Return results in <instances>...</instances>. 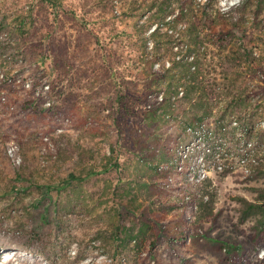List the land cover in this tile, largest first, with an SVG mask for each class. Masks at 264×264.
Returning a JSON list of instances; mask_svg holds the SVG:
<instances>
[{
  "label": "rangeland",
  "instance_id": "374dc122",
  "mask_svg": "<svg viewBox=\"0 0 264 264\" xmlns=\"http://www.w3.org/2000/svg\"><path fill=\"white\" fill-rule=\"evenodd\" d=\"M191 4L173 30L174 0H0V74L34 88L46 81L51 101L46 107L33 90L0 79V264H219L215 240L249 233L254 220L238 223L236 198L257 202L253 188L264 189L241 162L264 152V132H256L264 104H238L186 131L180 118L152 122L163 93L147 61L191 24L210 81L227 88L225 79L238 76L239 88L248 84V72L225 61L216 31L240 20L229 48L245 33L243 45L264 66V0ZM205 6L225 21L212 30L197 22ZM245 111L257 133L248 141L228 121ZM226 160L235 166L223 174L217 165ZM210 208L220 212L216 223ZM158 229L165 236L155 241ZM243 255L255 264L264 242L236 257Z\"/></svg>",
  "mask_w": 264,
  "mask_h": 264
},
{
  "label": "trees",
  "instance_id": "16d2710c",
  "mask_svg": "<svg viewBox=\"0 0 264 264\" xmlns=\"http://www.w3.org/2000/svg\"><path fill=\"white\" fill-rule=\"evenodd\" d=\"M165 1V0H164ZM170 1V0H168ZM192 0H174L178 2L180 10L174 13L176 10H171L170 14L173 15L170 26L173 30L176 29L179 22H183L185 18L192 12V9H187L186 5H190ZM192 5V4H191ZM197 19V22H207L208 29L212 30L217 20L225 21L222 14L212 15L207 6L201 9V16ZM257 19L252 21L256 23ZM240 20L232 22L230 20V27L232 29L239 30ZM183 24H185L183 22ZM251 24V23H250ZM198 25V24H197ZM252 25V24H251ZM225 28L216 31L223 49L228 48V53L224 56L225 61L232 63L231 67L241 68L244 70L243 74L248 72L249 79L248 84L242 83L243 86L240 88L237 85L238 76L234 78H226L228 87L219 88L214 83H217L215 78L210 81L208 74L204 72L205 62L202 61L201 52V32H198L197 26L187 25L183 30L174 31V34L167 39L166 43L168 47L161 51L157 46L154 49L153 55L147 61L150 63L148 70V78L152 79L156 89L162 91V98L160 104V113L156 115L154 112L148 113V119L152 122L163 121L164 123L168 120H178L183 123L186 130H192L196 125H200L209 118L215 116L217 113L220 114V119H223L225 114L233 107L238 104L248 106L253 100L258 103L252 106L251 110H258L264 104V66L255 62V59L251 58V51L247 46L243 45L244 40L247 39L245 33H242V42L236 46L235 49L229 48V37L233 35L232 29ZM186 35H194L195 39L191 41V37L188 41L183 43ZM207 37V35H205ZM221 36V37H220ZM172 45L169 46V45ZM189 42V43H187ZM225 43V44H224ZM179 45V46H178ZM236 45V44H235ZM176 48L177 52H173ZM222 49V50H223ZM229 54V55H228ZM158 67L157 70H153V66ZM254 73V74H253ZM207 78V80H206ZM221 106V107H220ZM251 112V111H250ZM250 112H243L238 116H229V123H235V129L242 127L245 128L246 132L244 137L248 141L251 135L264 132V128L257 125V133H255V123L253 122V116L246 115ZM241 162L244 164V168L247 170V178L249 180H257L264 178V152L259 154V157L254 160L252 155L243 156ZM219 158H223L222 155ZM224 166L219 167L223 174L230 173L234 170V162H227ZM257 161V162H256ZM246 162V163H245ZM221 166V165H220ZM71 177L74 176L71 174ZM257 192V202H249L244 198H236L237 203L240 205L238 209V223L244 224L249 219H253L254 222L250 227V231L246 236L241 238L238 242L227 238H220L215 240L217 242V252L214 257L217 259L219 264H244L243 255L240 259L236 257L238 252L261 245L264 242V189L253 188ZM199 209L203 212L207 209L202 203L198 204ZM207 219L211 222L216 223L220 218V212H212L211 208L207 211ZM201 218V217H199ZM155 233V241L163 238L165 234L157 230ZM177 242H181L179 239ZM226 245L229 249L228 252L222 253V248ZM154 246V242L152 246ZM255 264H264V255L261 256Z\"/></svg>",
  "mask_w": 264,
  "mask_h": 264
},
{
  "label": "built area",
  "instance_id": "2783aa9c",
  "mask_svg": "<svg viewBox=\"0 0 264 264\" xmlns=\"http://www.w3.org/2000/svg\"><path fill=\"white\" fill-rule=\"evenodd\" d=\"M2 30V25L0 22V32ZM0 40H2V35L0 34ZM2 47L1 42H0V48ZM0 79L2 80V82H5L6 84L12 85V84H20V86L26 90V91H30L33 90L34 91V95L36 96L37 99H41L42 102H44L46 107H50L51 105V101L48 97V93H49V85L45 82H43L41 85L39 84L38 87L34 88V86L32 85L33 82L31 80H28L26 78L22 79L19 77H8L5 74H0ZM5 98L2 97V100H4ZM236 126L235 123H232ZM259 127L264 128V122L260 123ZM197 180V179H196ZM200 180H197V182H199Z\"/></svg>",
  "mask_w": 264,
  "mask_h": 264
}]
</instances>
